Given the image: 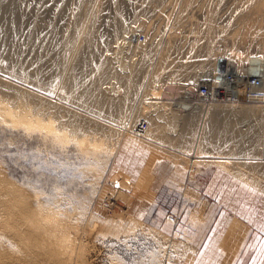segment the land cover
<instances>
[{"label": "bare ground", "instance_id": "obj_1", "mask_svg": "<svg viewBox=\"0 0 264 264\" xmlns=\"http://www.w3.org/2000/svg\"><path fill=\"white\" fill-rule=\"evenodd\" d=\"M78 1L69 9L67 0H0L1 120L22 127L25 133L42 132L37 137L41 146L55 145L63 150L69 137L80 151L95 157L103 153L114 157L132 144L138 147L144 162L151 149L147 144L163 145L166 150L191 144L195 151L201 148L204 152L229 154L230 160L216 158L215 164L228 167L244 180L254 183L256 176L264 178V155L253 156L259 155L263 143L260 130L234 125L261 112L263 115L264 101H222L214 95L203 99L196 93L203 79L212 80L214 88L221 75L219 70L230 62L234 63L230 72L235 75L260 73L258 67H264V0H139L133 10L134 1L97 0L88 17L81 15L82 8L75 7L82 2ZM109 3L115 8L112 23L104 20ZM165 16L173 18L174 24L165 22V27L170 24L172 28L167 38L164 35L165 47L159 50L157 44L163 34L155 40L157 28L145 19L154 17L157 21ZM183 28L187 30L185 38L180 35ZM139 29L145 30L151 40L140 41L135 35ZM79 30L84 33L83 41L75 42ZM184 44L197 58L191 61V69L184 66L189 60H182L179 68L173 69L180 80L169 81L171 72L165 70L180 60L170 51ZM104 48L110 52H103ZM219 58L226 60L221 66ZM245 59L249 60L248 67L243 65ZM262 76L264 88V68ZM62 80H71V88L60 86ZM162 82L166 83L165 90H157L155 83ZM164 97L174 98L159 100ZM90 105L105 111L94 112ZM164 105H171L178 113L199 111V125L203 111L208 119L190 138L178 133L168 136L161 131L166 124L150 116L153 110L166 117L167 109H159ZM177 118L175 115L168 123L176 125ZM143 121L147 128L139 132ZM186 132L190 133H181ZM174 151L177 159L188 164L184 152ZM197 156L191 157L190 166L202 165ZM112 167L116 168L115 161ZM4 170L0 163V264H96L90 244L84 239L87 223L93 222L102 232L112 231L120 239L121 232L129 237V230L143 223L134 215H129L132 224L125 225L115 216L103 222L100 215L89 211L87 223L75 225L60 209L42 202L43 188L28 179L19 183ZM130 181L134 183L132 178L120 177L117 182ZM106 189L104 185L101 190ZM105 207H110L109 201L103 203L101 213ZM118 261L115 257L110 264L125 260Z\"/></svg>", "mask_w": 264, "mask_h": 264}, {"label": "rangeland", "instance_id": "obj_2", "mask_svg": "<svg viewBox=\"0 0 264 264\" xmlns=\"http://www.w3.org/2000/svg\"><path fill=\"white\" fill-rule=\"evenodd\" d=\"M71 1L72 0H67L68 8L70 6L73 7V3L78 0H74L72 3ZM81 1L83 3H80V0L78 1L80 5H84L81 7L77 3L75 4V7L77 5L82 8L81 10L78 8L81 15L85 16V14H87L86 17L90 16L97 0H91L92 3L90 0H86V2L83 0ZM135 1H137V3ZM138 2L139 0H129V3L133 4V6L131 5V10H133V7L136 6V4L138 5ZM109 5L107 6V12L104 16V20L106 19L105 21H107L106 23H112L115 21V8L112 3H109ZM85 6L86 9H84ZM87 7H89V9ZM24 10L25 9L23 8L22 11ZM84 10L85 12H83ZM132 16H130V19L133 18ZM145 20L148 24H151V27L153 25V28H157V34L154 38L155 40H158V38L161 39L160 37L162 34V38L164 35L167 38V32L169 33V30L172 28L170 24H174V19L168 16H165L162 20H157L158 22L154 17H149ZM168 20L170 21V24H168L166 28L164 24L166 21L168 22ZM226 22L227 21H224L222 24H225ZM107 26H109V24ZM41 29L40 32H43ZM139 30L136 31L137 33H135V35L137 34L140 41L146 42L151 40L150 37L145 34L147 33L145 30ZM230 30L231 28L227 32L229 33ZM185 32H187V30L186 28H183L180 33L181 37H186L185 34L187 33ZM83 34L82 30L75 33V42H82ZM164 38L158 41L157 47L159 50L166 45V38ZM107 47H111V45ZM108 51L109 50L106 48L103 49V52L107 53ZM40 52L42 53L43 50L37 52V54H40ZM170 52H172L173 55H179L180 60H178L175 66H170L165 70V72H171V75L167 76V79H169V81H179V74L175 71L173 72L174 67L179 68L182 60H189L188 62L186 61L187 65L184 66L191 69L193 65L191 64V61L193 62V59L197 58V54L185 44L184 46H174ZM224 61L226 60H223V62ZM243 62L245 67L249 66V60L245 59ZM228 65H230L229 67H234L233 62H230ZM199 82L206 83L208 80L203 79ZM61 84L65 89L71 88V80H62L60 81V86ZM155 85L157 86V90H165L166 83H155ZM152 90L153 89H148V92ZM173 98L164 97L159 100L167 102L173 101ZM239 100L246 101L243 97L239 98ZM76 103L79 106L84 105L87 107V104L80 102ZM239 103L246 104L245 102ZM153 107L154 106L150 107L149 110L151 111ZM89 108L97 113H103L105 111L104 109L101 110V108L96 105H90ZM159 109L161 111L167 109L165 113L168 115L163 117L158 111L153 112L152 110L150 116H154L158 121L161 119L162 123L166 124L162 125L163 127L161 128V131H164V133H167L168 136L172 137L177 133L189 138L194 136L198 127L201 130L207 117L206 111H203L201 126L198 122L201 116L199 111L194 113H178L176 110L172 109L171 105H164V107H159ZM261 113L244 120H238L234 124L236 127L244 129L249 128L250 130L252 128L258 131L260 130L259 133H261L263 143L260 146L259 155H253L255 157L264 155V111L263 115H261ZM175 115L178 116L176 119L177 121L175 122L176 125H171V123L168 122H170V119L175 118ZM140 117L148 118L145 116ZM183 130H189L190 133H181ZM191 131H194L193 134ZM41 134L42 132L38 133V131L25 133L23 132L22 127H14L0 119V163L10 178L19 183L22 182L23 179H28L32 184L39 185L44 189L41 194L42 202L47 206H54L56 209H60L59 212L65 215L67 220L73 222L75 225L79 224L82 226L84 223H87L86 216H88L89 211H92L95 215H100V220L103 222H105L106 219L109 220L112 216H115V220H120L125 225L133 223L131 222V217H129V215L133 216L129 211V206L133 198L136 195L141 194L147 186L149 181L147 172H144L138 181H135L134 179L137 188H135L133 185L134 183L131 181L129 184H118L117 181L120 177H124L126 180L131 177L128 172L126 173L123 170L114 169L112 167L117 154L114 157L109 153H103L102 157L85 154L79 150L75 141L69 139V137L67 142H64L65 148L63 150L58 149L55 145L52 147L49 145L41 146L38 144L40 142L37 139V137L42 136ZM147 146L151 149L150 151L148 150L149 152L146 154L145 158L150 156V161H152L156 157H166L176 164L178 177L181 185L184 186L185 189H188L187 186L189 181H183V176L187 174L189 175L190 173L191 175H196L203 168L219 166L232 173L228 167L215 164L216 158L229 159L227 157L229 154L227 153L218 151L204 152L206 150H201V148L195 151V145L192 146L191 144L185 145L182 148H169L167 150L163 145H156L153 147L152 145L147 144ZM175 149L185 153L183 156L187 159L188 164L182 163L174 156V154H176V151H174ZM195 154L199 155L196 158L199 160L197 162H203L200 164L207 165L202 166L197 164L190 166V162L193 163L191 157ZM40 165H44L47 170H41ZM234 175L243 181L246 180H244V178L238 173H234ZM256 181H258V183ZM256 181L254 180V183H251L246 180L245 182L264 191V185H262L264 183V178H258L256 176ZM104 185L107 186L105 192L101 190ZM168 189L170 188L167 187V191L162 193L161 196L163 199L160 198L161 201L158 208H156L157 210L150 215L149 219H141V221H143L141 225H138L135 229L129 230V237L125 236V232H121L119 235L122 239L118 238V236L112 231L102 232L99 230L98 225L91 224L93 222H89L85 225L84 239L90 244V254L93 255L92 258L95 259L96 264H110L115 257L117 258V263L119 262V259H124L125 261L122 264H160L161 259H163L162 264H164L166 259L175 256L179 257L185 254L189 249H193L191 241L192 237L190 236L187 227L198 228L199 225H201L205 220V209L209 207L210 202L206 197H203L201 193H199L200 191L198 189H193V187L189 188V190L193 189V194L190 193L189 190L170 193ZM116 191L117 193H115ZM113 193H115V195L111 197ZM200 198L201 200H199ZM106 201L110 202V207L103 208L104 211L101 213L100 208L103 207V203ZM152 217L159 220V223L155 224ZM172 217H174V219L176 218V220L172 219ZM189 245L191 248L186 250Z\"/></svg>", "mask_w": 264, "mask_h": 264}, {"label": "crops", "instance_id": "obj_3", "mask_svg": "<svg viewBox=\"0 0 264 264\" xmlns=\"http://www.w3.org/2000/svg\"><path fill=\"white\" fill-rule=\"evenodd\" d=\"M140 154L138 147L131 144L123 147L115 158L116 169L131 173L135 181L144 172L149 176L144 191L130 203L132 215L142 220L149 219L157 210L167 187L170 193L187 191L193 187L210 202L201 225L198 228L187 227L193 249L179 257L166 259L164 264H262L263 190L219 166L206 167L196 175L190 173L183 176V181H189L188 189H185L172 160L156 157L150 161L148 156L142 162ZM193 189L189 190L192 194ZM152 219L155 224L159 223V220Z\"/></svg>", "mask_w": 264, "mask_h": 264}, {"label": "built area", "instance_id": "obj_4", "mask_svg": "<svg viewBox=\"0 0 264 264\" xmlns=\"http://www.w3.org/2000/svg\"><path fill=\"white\" fill-rule=\"evenodd\" d=\"M228 66L219 70L221 75L214 88L211 86L212 80L210 79H206L208 80L206 83L197 85L196 93L199 94V97L206 99L214 95L222 101H237L241 97L245 98L247 101H264V88L262 87L263 64L258 67V70L260 69L259 74L247 72L246 74L235 75L230 72V67ZM146 128L147 123L143 121L140 123L138 130L139 132H143ZM172 219H174V217H172ZM174 220H176V218Z\"/></svg>", "mask_w": 264, "mask_h": 264}, {"label": "snow or ice", "instance_id": "obj_5", "mask_svg": "<svg viewBox=\"0 0 264 264\" xmlns=\"http://www.w3.org/2000/svg\"><path fill=\"white\" fill-rule=\"evenodd\" d=\"M40 168H41V170H45V171L47 170L44 165H40ZM77 171H78V169H77ZM81 178H82V176H81ZM37 186L39 187V185H37ZM141 218H143V217H141ZM261 231L264 232V226L261 227ZM261 251H262V254H264V241L261 242ZM262 264H264V261H262Z\"/></svg>", "mask_w": 264, "mask_h": 264}, {"label": "water", "instance_id": "obj_6", "mask_svg": "<svg viewBox=\"0 0 264 264\" xmlns=\"http://www.w3.org/2000/svg\"><path fill=\"white\" fill-rule=\"evenodd\" d=\"M222 63H223V59L221 58V59H219V61H218L219 66H221Z\"/></svg>", "mask_w": 264, "mask_h": 264}]
</instances>
